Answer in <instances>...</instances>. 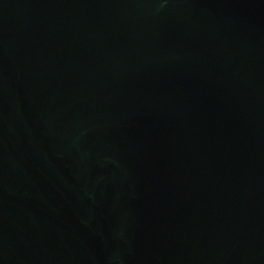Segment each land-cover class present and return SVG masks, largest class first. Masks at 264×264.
<instances>
[{
  "label": "water",
  "instance_id": "95a60500",
  "mask_svg": "<svg viewBox=\"0 0 264 264\" xmlns=\"http://www.w3.org/2000/svg\"><path fill=\"white\" fill-rule=\"evenodd\" d=\"M0 264H264V0H0Z\"/></svg>",
  "mask_w": 264,
  "mask_h": 264
}]
</instances>
